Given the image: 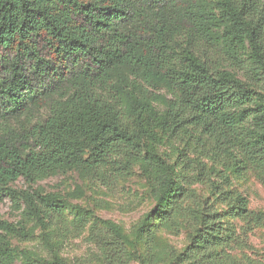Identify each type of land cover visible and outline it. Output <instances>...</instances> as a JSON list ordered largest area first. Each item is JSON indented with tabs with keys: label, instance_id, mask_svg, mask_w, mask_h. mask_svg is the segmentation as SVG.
<instances>
[{
	"label": "trees",
	"instance_id": "16d2710c",
	"mask_svg": "<svg viewBox=\"0 0 264 264\" xmlns=\"http://www.w3.org/2000/svg\"><path fill=\"white\" fill-rule=\"evenodd\" d=\"M160 136L220 164L211 171L222 181L203 162L194 171L189 155L176 174ZM136 167L158 198L159 226L178 235L187 223L193 236L178 253L150 215L137 234L142 254L96 217L88 239L104 264H264L247 241L264 212L226 173L255 171L264 183V0H0V202L44 226L71 204L35 184L77 171L113 190ZM196 182L216 201L199 202ZM0 230V264H11L8 236L28 232L2 219Z\"/></svg>",
	"mask_w": 264,
	"mask_h": 264
},
{
	"label": "rangeland",
	"instance_id": "374dc122",
	"mask_svg": "<svg viewBox=\"0 0 264 264\" xmlns=\"http://www.w3.org/2000/svg\"><path fill=\"white\" fill-rule=\"evenodd\" d=\"M155 146L159 156L166 164L172 166L176 174L181 170V158L189 155L192 159H198L193 164L194 171L197 162H203L207 165L213 182L222 181L221 175L215 170H222L223 167L207 159L197 148L187 149L183 142L168 136H160ZM212 167L215 168L214 171H211ZM226 173L229 187L248 198L250 209L264 212V183L256 172L238 173L230 169ZM18 185H24L23 181H19ZM35 187L44 192L65 196L71 205L61 218L43 226L31 219L25 208H17L9 199L1 201L0 219L14 223L28 232L27 240L8 236L7 239L13 248L11 264H44L45 260L53 255L64 258L68 264H104L94 243L88 239L90 227L98 221L96 217L118 224L127 238L128 246L137 247L142 254L145 253V244L139 240L137 234L141 224L150 215L152 230L161 239L173 245L178 253L186 248L193 236V231L187 223L183 224L178 235H172L155 221L154 211L158 198L152 192L150 180L140 167H136L131 175L113 190L90 182L77 171L54 174L35 184ZM193 190L199 202H215L217 199L212 195L208 183L196 182ZM217 207L224 209L225 204L219 203ZM226 219L236 226L239 232H242L241 228H246L239 220ZM247 241L252 246L251 252L264 257V224L247 232ZM131 264L146 263L133 261Z\"/></svg>",
	"mask_w": 264,
	"mask_h": 264
}]
</instances>
